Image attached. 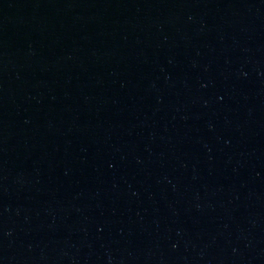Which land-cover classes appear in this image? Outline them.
Instances as JSON below:
<instances>
[{"label":"water","instance_id":"water-1","mask_svg":"<svg viewBox=\"0 0 264 264\" xmlns=\"http://www.w3.org/2000/svg\"><path fill=\"white\" fill-rule=\"evenodd\" d=\"M0 264H264V0H0Z\"/></svg>","mask_w":264,"mask_h":264}]
</instances>
